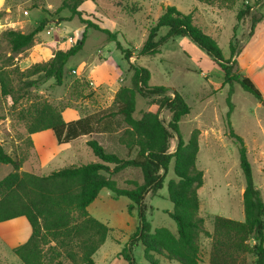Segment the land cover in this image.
Wrapping results in <instances>:
<instances>
[{
	"label": "rangeland",
	"instance_id": "rangeland-1",
	"mask_svg": "<svg viewBox=\"0 0 264 264\" xmlns=\"http://www.w3.org/2000/svg\"><path fill=\"white\" fill-rule=\"evenodd\" d=\"M61 2L8 0L5 7L10 10L0 8V36L3 31L11 28L30 33L41 23L44 25L43 31L35 37L34 46L14 55L13 65L9 67L14 95L2 97L0 93V104L3 105L0 117L10 119L8 127L4 124L0 127V136L20 139L17 148L10 149L17 160L22 161L21 171L30 173L33 170L39 176L67 166L98 162L85 144V136L58 147V144L54 145L57 143L54 133L46 131L38 136L47 141L45 151L59 155L52 165L54 167L38 170L40 161L37 154L31 152L28 137H32V134L27 129L43 103L61 111L64 121L71 122L94 114L95 126L98 125V128L105 121L112 122L108 124L112 130L110 133H95L90 138L97 140L107 153L124 159L135 158L133 154L129 157L128 151L117 141L126 128L123 118L118 115L111 118L112 113L117 111V92L124 87H131L133 72L129 63L106 34L86 28L77 17L67 20L71 16L68 10L58 13ZM167 6H175L184 14L192 13L195 23L217 40L225 59L231 58L230 43L235 37L238 49L241 50L236 58V70L249 77L264 98V28L257 29V38L249 36L252 17H264V0H212L208 3L198 0H84L81 7L85 19L118 33V40L123 47L133 52L130 61L151 72V86L177 90L191 108L190 114L179 123L180 133L187 143L194 130L200 131L196 165L204 173V185L198 192L199 214L205 220V229L213 233L215 216L241 222L245 220L243 193L246 181L240 167L238 147L229 136L227 123L230 86L223 85L224 73L221 68L189 38L170 39L155 56L139 55L150 28L156 24ZM246 6H250L251 14L238 23L237 13ZM167 32V28L161 29L156 40ZM84 34L86 40L83 48L68 61L61 86L54 79L47 80L44 74L30 79L21 74L36 64L33 62H47L57 51H65L79 44ZM0 49L4 56H9L7 44L1 38ZM31 80L37 82L36 86L28 87L27 83ZM152 102L153 98L137 96L134 117L141 119L145 112L155 110L151 106ZM232 102L234 111L230 118L231 125L244 140L252 165L254 184L264 201V102L245 92L236 83L233 86ZM160 117L167 123L171 113L163 110ZM9 127L10 133L7 132ZM176 143V139L171 141V150L175 149ZM12 171V166L0 165V181ZM132 178L141 180V171L128 168L113 177L121 188H130L127 181ZM176 179L172 162L159 195L147 198V219L153 230L165 227L177 234L176 223L166 213L174 208L169 200L168 182ZM110 193L109 190L103 192L89 208L90 215L111 228L106 242L95 254L94 261L95 264H128L118 254L138 226L137 213L134 211L132 216L128 213V198L115 199L111 194V199ZM13 225L7 224L1 228L12 234L16 229L12 228ZM200 243L202 264H209L211 239L202 234ZM12 249L0 237V264H23ZM133 252L136 264H149L141 244L134 247ZM157 258L160 264H179L164 257ZM60 260L63 264H70L64 257Z\"/></svg>",
	"mask_w": 264,
	"mask_h": 264
},
{
	"label": "trees",
	"instance_id": "trees-1",
	"mask_svg": "<svg viewBox=\"0 0 264 264\" xmlns=\"http://www.w3.org/2000/svg\"><path fill=\"white\" fill-rule=\"evenodd\" d=\"M198 1L208 3L212 0ZM83 3L84 0H62L57 12L68 10L71 16L67 20L77 17L86 28L106 34L129 63L133 72L131 87H124L117 92V111L112 113L111 118L117 115L123 118L126 128L117 141L128 151L129 157L134 150L137 154L135 158H120L107 153L97 140L91 138L87 145L99 162L67 166L39 176L21 171L22 161L7 153L0 142V165L13 168L0 181V223L25 217L31 227L29 239L14 247L13 253L23 264H63L60 260L62 257L70 264H95L94 256L106 242L111 228L91 216L88 208L103 189H108L115 199L126 197L130 200L127 210L131 216L134 211L137 213L138 226L118 254L128 264H136L133 250L139 244L144 247L145 259L149 264H160L157 256L179 264H202V234L211 239L209 264H264V201L254 184L244 140L236 134L230 121L234 111L232 94L235 83L257 100L264 102V98L252 80L236 70V58L241 53L236 38L230 43L231 58L225 59L217 40L195 23L192 13L184 14L175 6H167L150 28L139 53L140 56H155L170 39L189 38L221 68L224 73L223 85L230 86L227 123L229 136L238 147L240 167L246 181L243 193L245 220L241 222L215 216L214 230L210 233L205 229V220L199 214L198 192L204 185V173L196 165L200 131L194 130L186 143L179 127L181 119L190 114L191 108L177 90L151 86V72L130 61L133 52L123 47L118 40V33L84 18L85 12L81 10ZM250 14V6L240 10L236 16L238 23ZM263 18L252 17L250 37L254 36ZM163 28H167L168 32L156 40ZM43 29L41 23L30 33L13 29L2 32L0 38L6 42L9 53V56H4L0 49L2 97L14 95L12 71L9 69L13 65L14 55L34 46L36 35ZM85 40L86 34L79 44L65 51H57L51 60L36 63L21 74L28 79L44 74L47 80L54 79L61 86L68 61L82 50ZM36 84L35 80L27 83L28 87ZM137 96L153 98L151 106L156 108L145 112L141 119L134 117ZM163 110L171 113L167 123L160 117ZM27 130L29 134L52 130L59 144H68L95 132V115L65 122L61 111L43 103ZM175 138L176 149L170 152L171 141ZM29 141L33 147L30 138ZM172 162L177 179L168 182V195L174 208L166 213L176 223L177 234L165 227L153 230L147 219L148 207L145 202L149 194L151 197L158 196ZM128 168L139 169L143 182L129 180L127 184L131 187L121 188L113 177Z\"/></svg>",
	"mask_w": 264,
	"mask_h": 264
},
{
	"label": "crops",
	"instance_id": "crops-1",
	"mask_svg": "<svg viewBox=\"0 0 264 264\" xmlns=\"http://www.w3.org/2000/svg\"><path fill=\"white\" fill-rule=\"evenodd\" d=\"M8 2V0H0V8H4V10L6 9V10H10V9H8V8H6L5 6L7 5L6 3ZM8 27V26H7ZM264 28V18H263V20L257 25V27H256V31H257V29L258 28ZM5 28H6V24H5ZM11 29H13V28H11ZM253 38L255 39V38H257V35H256V32H255V34H254V36H253ZM39 63V62H41V60H37V61H35V62H33V63ZM32 64H30V65H28V66H26V68H28L29 66H31ZM1 93V92H0ZM0 98H2L1 97V95H0ZM2 104H0V113H1V109H2ZM65 113V112H64ZM91 115H94V114H91ZM91 115H85L83 118H85V117H87V116H91ZM77 118V117H76ZM64 119V118H63ZM74 119V118H73ZM78 119H81V118H77V120ZM70 121V120H69ZM114 121V120H113ZM65 122H68V120H65ZM112 123V122H111ZM111 123H109V122H107V121H105L104 123H102V127L101 128H98V125H96L95 126V132L93 133V135H95V133H98L99 135H103V134H108V133H110L112 130H111V128H109V126H108V124L109 125H111ZM5 125V126H9L10 125V119H8V118H6V119H2L1 117H0V127H2V125ZM8 130L9 131H7V132H11V130H10V127L8 128ZM47 131H52V130H47ZM44 132H46V131H43V132H39V133H35V134H32V137H28V138H30L31 139V141H32V143H33V147H31L32 149H31V152L32 153H35V154H37V156H38V159H39V165L37 166V168H38V170H40V169H43V168H52V167H54V166H52L54 163H55V161L57 160V156L59 155H56L55 153H52V154H48V152H46L45 150H46V144L45 143H47V141L45 140V139H42L41 140V137H38L40 134H42V133H44ZM53 132V131H52ZM55 135V134H54ZM81 137H83V136H81ZM81 137H79V138H81ZM87 137H89V139H91L90 138V136H85L84 137V139H85V144L87 145V141L89 140ZM79 138H77V139H75V140H73V141H76V140H78ZM176 139V138H175ZM174 140V139H173ZM73 141H71V142H73ZM0 142H1V144L3 145V147L5 148V150L7 151V153H9L10 155H12V156H15V154H13V152L11 151V147H15V148H17V146H18V144H19V142H20V139L18 138V137H2V136H0ZM55 142V141H54ZM56 142L57 143H54V145L55 144H58L57 146L58 147H60L61 145H68V144H59L58 143V141H57V139H56ZM70 142V143H71ZM176 142H177V140H176ZM14 144H16V146L14 145ZM177 144V143H176ZM57 147V148H58ZM175 149H176V146H175ZM175 149L174 150H171V148H170V152H174L175 151ZM128 154V153H127ZM135 155L136 156V154H137V151L136 150H134V151H132V153H131V155ZM131 155H130V157H131ZM97 158V157H96ZM98 159V158H97ZM31 161L33 162L34 161V156H33V158L31 159ZM98 162H99V159H98ZM93 163H96V162H93ZM80 165H83V164H80ZM10 166V165H9ZM30 171H32V172H30V173H34V174H36V172H34L33 170H30ZM53 171H56V169L55 170H53ZM52 171V172H53ZM28 172V171H27ZM51 173V172H50ZM49 173V174H50ZM38 175V174H37ZM130 180H137V181H139L140 183H142L143 182V178L140 180V179H130ZM128 181H129V179H128ZM123 188V187H122ZM202 189V188H201ZM201 189L199 190V192L201 191ZM107 190L108 189H103L101 192H100V194H99V196L97 197V198H99L100 196H102V194H103V192H107ZM110 191V190H109ZM111 194H112V192L110 193V195H109V197L111 198V199H113V196H111ZM159 195V194H158ZM153 198V197H151V195L149 194V195H147V197H146V199H145V202L147 201V198ZM155 197H157V196H155ZM96 201V200H95ZM94 201V202H95ZM93 202V203H94ZM92 203V204H93ZM91 204V205H92ZM130 204V202L127 204V207H128V205ZM89 208H90V206H89ZM88 208V211H89V213H90V209ZM169 211V210H168ZM173 211V210H172ZM92 216V215H91ZM7 224H14L13 226L14 227H12V228H16L15 229V232L14 233H12V234H10V232L9 231H5L4 232V230H2V228L1 227H4L5 225H7ZM172 232V231H171ZM7 233V234H6ZM172 233H174V232H172ZM175 234V233H174ZM30 235H31V227H30V225H29V223H28V221H27V219L25 218V217H20V218H17V219H14V220H11V221H7V222H3V223H0V237L4 240V242L8 245V246H11L12 248H14V247H16V246H18V245H20V244H23V243H25L28 239H29V237H30Z\"/></svg>",
	"mask_w": 264,
	"mask_h": 264
}]
</instances>
